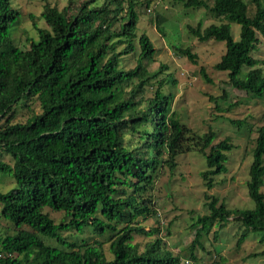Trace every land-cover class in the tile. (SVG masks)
<instances>
[{"label": "trees", "instance_id": "16d2710c", "mask_svg": "<svg viewBox=\"0 0 264 264\" xmlns=\"http://www.w3.org/2000/svg\"><path fill=\"white\" fill-rule=\"evenodd\" d=\"M181 1L184 8H204L218 20L186 25L199 41L224 42L213 67L226 71L229 84L247 97H263L261 60L252 52L264 38V0ZM142 3L68 0L58 8L45 1L40 17L46 26L22 48L13 39L21 12L12 0H0V176L14 180L0 190V218L8 224H0V264H189L186 259L199 264L196 250H205L203 237L211 232L217 240L230 220L238 224L237 248L248 232L264 239L263 108L245 183L253 205L230 207L204 192L207 211L191 223L195 234L187 247L175 253L159 236L142 249L132 243L133 233L154 231H146L138 218L156 213L151 191L161 170H173L178 155L196 151L205 159L201 179L211 188L214 176L227 171L233 148L227 137L214 142L212 130L195 132L171 109L173 94L158 79L165 65L150 69L156 48L147 34L136 35ZM161 20L156 15L154 24L163 35ZM231 22L240 26L237 40ZM173 48L195 61L189 47ZM131 53L136 63L125 69L123 57ZM22 108L24 120L17 118ZM89 231L100 239L88 241ZM225 262L215 251L214 259L200 263Z\"/></svg>", "mask_w": 264, "mask_h": 264}, {"label": "rangeland", "instance_id": "374dc122", "mask_svg": "<svg viewBox=\"0 0 264 264\" xmlns=\"http://www.w3.org/2000/svg\"><path fill=\"white\" fill-rule=\"evenodd\" d=\"M45 1L61 8L68 0H12L13 6L21 12L19 23L14 30L12 27L10 29V32L13 30V39L18 46L28 47V38L36 40L37 28L46 26L40 17ZM80 1L74 0V3ZM138 1L143 3L136 6V35L147 34L156 48L153 61L149 64L150 69L155 70L159 65H165L161 68L162 72L159 73L158 79L161 78L164 82L165 91L173 94L171 109L177 113L181 122L195 132L202 134L212 130L215 135L214 142L227 137L233 143V148L227 153V171L214 176L215 182L211 188H207L201 179L200 171L206 166L205 159L196 151L181 153L176 158V167L173 170L166 168L158 174L151 191L156 213L147 215L145 219L138 218V222L146 231L151 229L154 231L149 235L133 233L132 243H137L142 249L147 241L159 236L166 247L177 253L187 247L194 237L195 228L191 227V223L195 216L207 211L204 192L223 200L230 207L246 208L253 205L245 183L248 179L256 129L261 124L264 96L247 97L244 91L229 84L226 71L213 67L225 50L223 41L218 42L214 39L199 41L188 32L187 24L195 26L201 22L204 27L212 22H218L208 10L184 8L181 0ZM148 7L151 8L150 11L147 10ZM30 14L33 15L32 19ZM156 15L163 19L161 20L163 35L157 31L154 24ZM230 28L233 38L237 40L239 24L231 22ZM136 41L137 37L133 43L137 44ZM173 45L189 47L196 56L195 61L174 51ZM122 47L123 44L118 45L119 49ZM135 52L137 54L138 51ZM252 54L261 60L259 66L264 73L263 37L260 36ZM135 63V53L123 57L122 64L125 69L134 66ZM201 69L205 71L210 81L204 78ZM245 72L246 67L242 69L240 76H244ZM154 87H151L147 95L152 93ZM30 106L35 112L40 110L36 102L30 103ZM26 117V110L20 109L17 118L24 120ZM232 120H242L243 125L238 126L237 122ZM1 156L5 160H10L8 154L2 153ZM13 184L12 176H0V190L5 191ZM50 212L57 220L62 216L59 212ZM0 224L8 226L1 218ZM213 229H217V226ZM238 233V224L231 220L219 230L217 240L210 232L203 237L205 250L201 248L196 250V261L207 263L215 258L217 251L225 257L226 264H264V239L261 240L259 234L248 232L241 246L237 248L235 242ZM88 234L90 235L88 241H93L96 237L100 239L91 231ZM103 250L109 254L108 242L103 243Z\"/></svg>", "mask_w": 264, "mask_h": 264}, {"label": "built area", "instance_id": "2783aa9c", "mask_svg": "<svg viewBox=\"0 0 264 264\" xmlns=\"http://www.w3.org/2000/svg\"><path fill=\"white\" fill-rule=\"evenodd\" d=\"M147 10L150 11L151 8H147ZM186 262H188L189 264H193V262L192 261H189V260H187Z\"/></svg>", "mask_w": 264, "mask_h": 264}, {"label": "clouds", "instance_id": "9594fccd", "mask_svg": "<svg viewBox=\"0 0 264 264\" xmlns=\"http://www.w3.org/2000/svg\"><path fill=\"white\" fill-rule=\"evenodd\" d=\"M186 260H189V259H186ZM189 261H192V260H189ZM186 262V261H185ZM193 262V261H192ZM193 264H195L194 262H193Z\"/></svg>", "mask_w": 264, "mask_h": 264}]
</instances>
